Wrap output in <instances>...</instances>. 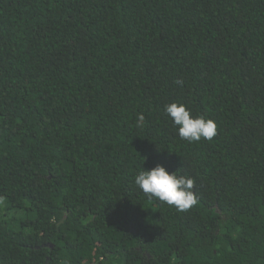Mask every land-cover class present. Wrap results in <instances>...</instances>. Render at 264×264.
I'll return each mask as SVG.
<instances>
[{
	"label": "trees",
	"instance_id": "16d2710c",
	"mask_svg": "<svg viewBox=\"0 0 264 264\" xmlns=\"http://www.w3.org/2000/svg\"><path fill=\"white\" fill-rule=\"evenodd\" d=\"M0 264H264V0H0Z\"/></svg>",
	"mask_w": 264,
	"mask_h": 264
},
{
	"label": "clouds",
	"instance_id": "9594fccd",
	"mask_svg": "<svg viewBox=\"0 0 264 264\" xmlns=\"http://www.w3.org/2000/svg\"><path fill=\"white\" fill-rule=\"evenodd\" d=\"M177 84L182 81L177 80ZM165 113L177 126V133L181 140L188 143L199 142L201 139L211 140L216 135L217 125L212 119L204 116L194 117L183 104L176 102L165 105ZM145 117L137 115V126L143 127ZM137 188L150 199L174 206L177 211H186L197 203L193 192L195 181L193 178L178 175L176 171L169 172L160 164L150 170H139L134 177Z\"/></svg>",
	"mask_w": 264,
	"mask_h": 264
}]
</instances>
